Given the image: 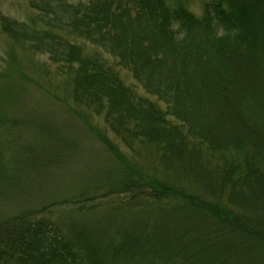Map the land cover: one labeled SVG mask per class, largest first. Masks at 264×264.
I'll return each instance as SVG.
<instances>
[{"label": "trees", "instance_id": "obj_1", "mask_svg": "<svg viewBox=\"0 0 264 264\" xmlns=\"http://www.w3.org/2000/svg\"><path fill=\"white\" fill-rule=\"evenodd\" d=\"M40 1L45 28L0 15L2 31L46 53L74 103L148 165L93 128L120 169L61 202L104 221L64 224L50 205L1 218L0 264H264V0H209L201 16L183 0ZM4 163L0 146V196L13 197Z\"/></svg>", "mask_w": 264, "mask_h": 264}, {"label": "rangeland", "instance_id": "obj_2", "mask_svg": "<svg viewBox=\"0 0 264 264\" xmlns=\"http://www.w3.org/2000/svg\"><path fill=\"white\" fill-rule=\"evenodd\" d=\"M32 1L0 0V15L29 24L37 17L43 19L36 23L38 27L45 28V21L53 16L43 18L44 14L31 7ZM61 1L76 4L88 0ZM167 1L173 4L177 0ZM183 1L190 11L201 16L204 4L209 0ZM57 29L53 27L54 31L65 36L63 30ZM68 38L81 46L84 54L102 55L126 85L133 87L139 95L157 102L154 96L143 91L128 70L117 64L115 57L81 38ZM27 48L3 32L0 22L1 122L5 119L0 124V146L4 162H9L4 165L8 168L14 164L15 181L20 180L13 187L16 196H0V219L23 209L50 205L51 219L64 224L70 222L71 216H76L75 220L78 219L80 225L95 219L104 221L101 212L75 214L72 202H61L71 200L85 186L90 189L101 186L102 175L120 169L93 128L104 132L132 162L136 159L146 166L148 162L134 157L108 129L101 116L74 103L68 80L57 71V65L46 53H35ZM78 110L85 119L77 114ZM19 157L21 162L16 163ZM14 158L16 162L12 163ZM148 170L153 171L152 168Z\"/></svg>", "mask_w": 264, "mask_h": 264}]
</instances>
